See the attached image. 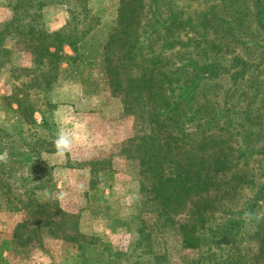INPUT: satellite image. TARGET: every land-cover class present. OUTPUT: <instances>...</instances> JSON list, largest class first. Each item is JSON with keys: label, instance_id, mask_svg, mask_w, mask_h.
<instances>
[{"label": "rangeland", "instance_id": "obj_1", "mask_svg": "<svg viewBox=\"0 0 264 264\" xmlns=\"http://www.w3.org/2000/svg\"><path fill=\"white\" fill-rule=\"evenodd\" d=\"M258 1L264 5V0H166L165 7L166 11L179 13L181 23L176 22L179 28L174 32L182 42H186L190 33V28H185L189 19L207 40L223 43V47L229 45L215 57L222 67L230 65L235 51L242 60L251 63L257 88L255 92L238 91L234 100L239 101L235 105L240 111L236 113L234 127L242 137L247 132L258 134L252 146L264 144V64H260L259 56L264 48V19H260L261 23L258 18L255 20ZM8 3L9 0H0L1 31L6 17L4 5ZM87 6L91 11L89 19L79 18L78 28L85 32L89 27L95 30L82 39L90 47V51L87 47V53L84 52L87 60L82 74L69 71L63 63L58 78L50 79L47 87L39 78L40 71L34 56L26 50V42L17 34L0 36L3 38L0 40V264H129L127 259L138 240V230L149 235L147 243L141 241L142 252L150 250L140 258L141 264L195 263L196 257L181 249L178 229L186 221L187 208L174 216V223L159 218L140 192L137 161L122 155L128 140L149 136L151 131L139 118L131 100L113 92L100 65L103 47L97 46L103 45L112 27L118 0H88ZM64 10V4L46 7L41 24L45 27L46 14L51 16ZM253 15L251 21L246 19ZM68 22L69 15L65 25ZM64 26L61 29L67 33ZM183 51L182 47L162 50L168 61L176 65L187 58ZM149 52H153L151 48ZM63 54L73 56L68 47H64ZM227 76L219 75L210 81L207 93L211 98L226 90ZM22 100L37 106L33 126L23 122V114L19 112ZM246 110L258 113L259 123L256 113H249V117L259 126L248 127ZM42 116L46 118L45 125ZM42 139L44 143L40 146ZM46 149L56 152L46 153ZM254 159L257 167L264 169V155H256ZM32 187H38V200L53 203L50 211H56V206L76 217L78 232L67 230L54 235L50 226L40 224L29 244L15 246L14 229L26 222L27 214L7 202V198L23 195L24 190ZM250 194L247 190L242 192L243 196ZM261 206L259 217L264 215V203ZM238 210L230 207L228 214L216 216L214 224H221ZM57 219L53 217V221ZM32 228L36 229L29 230ZM27 235L28 232H23L24 239ZM63 235L77 236L78 240L66 241Z\"/></svg>", "mask_w": 264, "mask_h": 264}, {"label": "trees", "instance_id": "obj_2", "mask_svg": "<svg viewBox=\"0 0 264 264\" xmlns=\"http://www.w3.org/2000/svg\"><path fill=\"white\" fill-rule=\"evenodd\" d=\"M87 1L9 0L7 7L12 17L2 26L0 36L17 34L26 42V50L34 56L39 78L46 87L50 79L58 78L63 63L69 71L82 74L88 47L82 39L95 30L89 27L85 32L78 28L79 18L89 19L91 11ZM62 4L69 15V22L64 26L68 28L67 33L64 28L47 31L41 24L43 10ZM167 4L166 0H118L112 27L103 45L97 46V49L103 47L100 65L107 74L109 86L116 94L131 100L139 118L151 131L149 136L128 140L122 155L137 161L140 192L159 218L174 223V216L187 208L186 221L178 229L181 249L196 257L191 264H264V215L257 216L264 203V169L257 167L254 159L256 155H264V144L252 146L258 134L247 132L242 137L234 127L236 113L240 111L235 105L239 101L234 100L238 91L255 92L257 88L251 63L242 60L235 51L230 65L222 67L215 57L229 45L223 47V43L207 40L189 19L185 21V28H190V33L186 42H182L175 34L179 28L176 22L181 23L179 13L166 11ZM256 7L255 20L258 18L261 23L262 1ZM249 18L246 19L251 21L254 15ZM64 47L73 56L64 55ZM179 47L187 58L181 65L170 63L162 50ZM150 48L153 52H149ZM260 53V64H264V48ZM42 67H47L46 71ZM224 74H228L224 79L228 87L223 93L214 94L213 99L207 93L210 81ZM19 107L25 125L33 126L37 106L22 100ZM247 113L248 127L259 126L255 121L258 119L259 123L258 113ZM249 113H256L255 119ZM42 123L46 124L43 116ZM43 143V139L39 140L40 146ZM46 150V153L56 152ZM37 188L7 198V202L27 214L26 222L14 229L15 246L29 244L40 224L50 226V233L54 235L67 230L78 232L77 218L54 205L56 211H50L53 203L38 200ZM246 190L251 194L245 197L242 192ZM240 199L242 202L237 205ZM232 206L239 208L235 215L214 224L216 216L228 214ZM53 217L58 219L53 221ZM30 227L36 229L29 230ZM23 232H28L25 239ZM136 236L139 237L133 244L132 255L128 256L129 264H141L140 258L150 252H142L141 243H147L149 235L138 230ZM63 237L70 242L78 240L77 236Z\"/></svg>", "mask_w": 264, "mask_h": 264}, {"label": "crops", "instance_id": "obj_3", "mask_svg": "<svg viewBox=\"0 0 264 264\" xmlns=\"http://www.w3.org/2000/svg\"><path fill=\"white\" fill-rule=\"evenodd\" d=\"M4 7L6 9V10L4 9V15L6 14V17H4V22H6V21H9L11 19L12 12L7 8V6L4 5ZM88 8H89V6H88ZM116 11L117 10H115L114 15H116ZM48 15L49 14H46V16H43V17H44V22H45V28L49 32H54V31L60 30L65 25V23L68 19V12L66 10L61 11L57 14L55 13L51 16H48ZM48 17H51V18L48 19ZM52 18H53V20H52ZM114 18H115V16H114ZM114 18H113V20H114Z\"/></svg>", "mask_w": 264, "mask_h": 264}]
</instances>
